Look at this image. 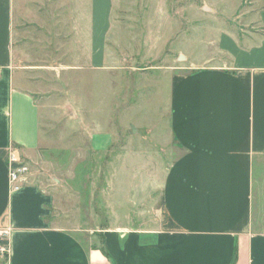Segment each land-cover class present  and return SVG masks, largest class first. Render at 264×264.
<instances>
[{
  "label": "crops",
  "instance_id": "crops-1",
  "mask_svg": "<svg viewBox=\"0 0 264 264\" xmlns=\"http://www.w3.org/2000/svg\"><path fill=\"white\" fill-rule=\"evenodd\" d=\"M52 1L72 45L93 47L88 61L101 68L116 0ZM36 3L0 0V241L9 246L0 264H264V0H251L254 31H227L215 59L190 61L160 90L167 131L157 141L174 160L157 227L103 229L99 245L56 224L50 193L10 181V152L33 161L44 142L42 108L14 51L17 23L43 22Z\"/></svg>",
  "mask_w": 264,
  "mask_h": 264
},
{
  "label": "rangeland",
  "instance_id": "rangeland-1",
  "mask_svg": "<svg viewBox=\"0 0 264 264\" xmlns=\"http://www.w3.org/2000/svg\"><path fill=\"white\" fill-rule=\"evenodd\" d=\"M37 1L43 22L17 23L14 41L42 108L44 142L25 160L27 185L50 193L56 224L85 242L101 244L107 228L155 229L174 160L157 141L167 131L160 90L190 61L215 59L227 31H254L251 0H116L101 68L88 61L93 47L72 45L59 6Z\"/></svg>",
  "mask_w": 264,
  "mask_h": 264
},
{
  "label": "built area",
  "instance_id": "built-area-1",
  "mask_svg": "<svg viewBox=\"0 0 264 264\" xmlns=\"http://www.w3.org/2000/svg\"><path fill=\"white\" fill-rule=\"evenodd\" d=\"M8 166L10 169V181L13 190H20L29 180L30 166L22 158L16 150H12L8 158ZM0 243V255L2 257L8 256L9 246L6 240Z\"/></svg>",
  "mask_w": 264,
  "mask_h": 264
},
{
  "label": "trees",
  "instance_id": "trees-1",
  "mask_svg": "<svg viewBox=\"0 0 264 264\" xmlns=\"http://www.w3.org/2000/svg\"><path fill=\"white\" fill-rule=\"evenodd\" d=\"M0 243H1V241H0Z\"/></svg>",
  "mask_w": 264,
  "mask_h": 264
}]
</instances>
